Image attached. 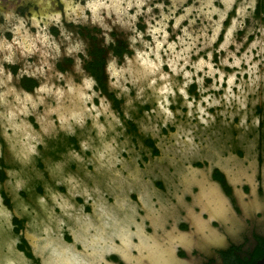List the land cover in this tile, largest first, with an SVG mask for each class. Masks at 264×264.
<instances>
[{"label": "rangeland", "instance_id": "374dc122", "mask_svg": "<svg viewBox=\"0 0 264 264\" xmlns=\"http://www.w3.org/2000/svg\"><path fill=\"white\" fill-rule=\"evenodd\" d=\"M0 9H11L33 36L49 15L60 14L59 24L49 22L44 31L59 56L37 40L27 55L13 45L12 62L0 59V158L9 164L0 188L10 195L15 212L31 218L33 227L56 221L55 203L64 210L59 197H67L54 184L58 176L72 186L85 183L90 177L86 159L129 165L138 157L134 142L140 148L141 135L152 136L159 148L145 166L151 174L167 175L170 163L178 171L183 160L192 158L243 162L256 158L258 151L264 158V0H143L138 11L135 5L127 9L129 16L135 13L127 23L120 22L116 10H100L107 28L88 10L84 17L68 19L63 0H0ZM15 23L0 15V35L9 43ZM62 29L71 33L69 42L79 41L87 50L82 70L68 72L65 67L72 58L63 55L69 42L63 41ZM105 36L110 38L107 44ZM117 40L125 45L119 53L113 50ZM95 43L103 48L104 90L86 67ZM24 75L35 79L31 87L22 85ZM188 85L194 90L189 92ZM78 86L80 97L72 93ZM41 87L50 91L38 92ZM25 93L33 100L40 96L34 110L25 104L20 111L17 99ZM127 119L141 135L127 130ZM68 135L78 148L67 144ZM70 162L75 163L72 170ZM42 170L48 172L46 178ZM110 173L111 179L117 177ZM39 178L42 193L19 194ZM136 181L141 182L139 176ZM7 208L0 195V233L5 232Z\"/></svg>", "mask_w": 264, "mask_h": 264}, {"label": "flooded vegetation", "instance_id": "af4514ba", "mask_svg": "<svg viewBox=\"0 0 264 264\" xmlns=\"http://www.w3.org/2000/svg\"><path fill=\"white\" fill-rule=\"evenodd\" d=\"M89 34L93 38L91 30ZM124 46L117 40L113 50L119 53ZM102 52L96 43L89 51L101 60ZM97 58L87 62L95 63ZM25 79L31 85L35 81L24 75V86ZM193 88L188 85L187 90ZM127 123L128 131L139 134L131 119ZM67 138L68 145L78 148L73 135ZM141 138L140 148L134 142L138 157L129 165L86 159L90 177L85 183L72 186L58 176L56 191L67 198L59 197L65 201L64 210L54 204L55 222H37L38 228L33 227L31 218L15 212L10 195L0 188L9 210L5 232L0 233L4 236H0V264H254L264 256L261 151L243 162L230 157L185 159L178 171L171 163L167 165V176L146 171L148 157L156 156L159 148L152 136ZM240 152L237 149L236 154ZM7 166L0 158V182L7 176ZM36 166L42 169L40 158ZM68 166L72 170L75 163ZM111 171L116 172L115 179ZM42 175L49 174L42 170ZM138 176L140 183L135 182ZM29 190L42 193V179L20 189L19 194L26 197Z\"/></svg>", "mask_w": 264, "mask_h": 264}, {"label": "clouds", "instance_id": "9594fccd", "mask_svg": "<svg viewBox=\"0 0 264 264\" xmlns=\"http://www.w3.org/2000/svg\"><path fill=\"white\" fill-rule=\"evenodd\" d=\"M143 0H83V3L80 0H63L65 5V16L72 20L76 16L84 17L85 10H88L92 14V19L100 24L101 28H107L108 26L104 24L102 18L99 15L100 10H104L105 13H109L113 10H116L117 17L122 23H127L129 20L134 18L135 13L131 16L128 15L127 9L135 5L137 11L139 10L140 3ZM0 15L3 16V19L6 23L15 20L16 23L12 25L10 31L13 33L12 42L9 43L2 35H0V52L6 51L0 59L5 62L11 63L13 57V45H16L23 49L24 54L27 55L35 48V41H39V43L45 48L49 49V52L53 56H59L61 53L57 52V45L53 43L49 36L44 35V31L46 30L47 23H55L59 24V13H52L47 17L46 20L43 21V26L37 25V33L33 36L27 32L24 28L23 21L14 15L11 9L2 10L0 9ZM33 23H35V19H33ZM135 31V30H134ZM141 33L136 31L135 38L139 39ZM61 37L63 41L69 42L71 33L65 32L63 29L61 30ZM109 37L105 36V44L108 43ZM143 43V41H141ZM146 46V45H145ZM86 48L79 41L69 42L66 48V51L63 52V55H67L72 58V63L66 65V69L68 72H72L73 68H79L82 70V60L86 56ZM147 53L144 54L146 57ZM90 59V57H89ZM111 63V61H109ZM40 71V69H37ZM2 72V69H0ZM187 75V73H185ZM38 92L47 94L50 90L45 89L43 87L37 89ZM17 103L21 104L20 111H24L23 105L27 104L28 108L34 110L36 105L41 103L40 96H36L35 99L29 98V96L25 93L22 96L18 97Z\"/></svg>", "mask_w": 264, "mask_h": 264}, {"label": "trees", "instance_id": "16d2710c", "mask_svg": "<svg viewBox=\"0 0 264 264\" xmlns=\"http://www.w3.org/2000/svg\"><path fill=\"white\" fill-rule=\"evenodd\" d=\"M94 58H97V61L95 63H92V62H87L86 61V67L92 72L94 73L100 87L104 90V81H103V77H102V74H101V59H100V55H96V54H93ZM97 72H100V73H97ZM27 87H30L32 81L31 80H28V79H25V82ZM113 99V103L114 105L117 107V104H118V100L112 95H110ZM1 175V174H0Z\"/></svg>", "mask_w": 264, "mask_h": 264}, {"label": "bare ground", "instance_id": "6f19581e", "mask_svg": "<svg viewBox=\"0 0 264 264\" xmlns=\"http://www.w3.org/2000/svg\"><path fill=\"white\" fill-rule=\"evenodd\" d=\"M135 59H136V58H135ZM137 70H139V72H143V71H142L143 69H141V68H140V69H137ZM133 74H135V73H133ZM76 88H77V89H72V93H75V92H76V93H77V94L75 93V94H76V97H80L79 92H80L81 90H80V91L78 90V89H80L79 86L76 87ZM68 103H69V102H68ZM81 118H82V117H81Z\"/></svg>", "mask_w": 264, "mask_h": 264}, {"label": "water", "instance_id": "95a60500", "mask_svg": "<svg viewBox=\"0 0 264 264\" xmlns=\"http://www.w3.org/2000/svg\"><path fill=\"white\" fill-rule=\"evenodd\" d=\"M254 264H264V256L256 260Z\"/></svg>", "mask_w": 264, "mask_h": 264}]
</instances>
